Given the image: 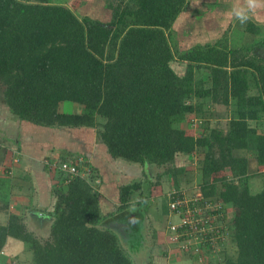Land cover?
I'll return each mask as SVG.
<instances>
[{"label": "trees", "instance_id": "1", "mask_svg": "<svg viewBox=\"0 0 264 264\" xmlns=\"http://www.w3.org/2000/svg\"><path fill=\"white\" fill-rule=\"evenodd\" d=\"M79 1L0 0V104L12 117L40 127L94 128L111 158L165 167L178 189L169 200L189 198V207L190 195L179 189L186 170L176 156H197L199 190L222 201L214 212L221 225L213 234L234 246L222 264H264V58L255 52L264 39L247 46L221 40L185 46L178 23L198 18L192 9L187 14L188 0H104L101 13ZM247 28L256 33L251 23ZM173 61L184 64L183 74ZM63 101L81 110L62 112ZM215 104L225 107V127L211 126L208 109ZM188 115L200 120V132L184 129ZM81 156L89 179L100 183L85 153L60 158ZM10 173L5 168L0 175V212L7 214L0 251L9 236L22 241L31 254L17 264H134L111 226H103L113 213L102 214L92 182L57 175L43 238L23 216L10 213ZM257 175L263 183L254 192L250 180ZM140 189L138 181L120 185L116 211L152 204L141 192L137 196L144 198L131 202ZM162 198L168 214L170 201L164 193Z\"/></svg>", "mask_w": 264, "mask_h": 264}, {"label": "crops", "instance_id": "2", "mask_svg": "<svg viewBox=\"0 0 264 264\" xmlns=\"http://www.w3.org/2000/svg\"><path fill=\"white\" fill-rule=\"evenodd\" d=\"M102 2L104 4V0ZM189 9H192L191 12L196 17L198 15V18H193L194 16L190 14L192 21L189 16H185L187 19L178 23L179 28L184 25L183 33L186 39L180 43L185 44V46L208 41L209 43L213 41L218 43L220 40L226 44L247 46L254 45L257 40L264 39V7H257L252 11L248 8L247 0H188L187 14L190 13ZM238 11H243L248 19L242 22L235 15ZM102 12L106 11L103 10ZM250 23L256 30L254 34L247 28ZM179 33L182 35V31ZM257 48L256 53L258 50L260 53L264 52V45L257 46ZM64 102L59 104V109L62 112L66 111L65 109H69L66 112H79L81 110L79 104L72 102L75 106L68 108ZM0 105H3L6 112L5 116L0 114V134L2 135L0 137L2 138L0 141V175L7 168L12 176L9 211L23 216L27 228L35 235L43 238L48 236L50 218L47 213L52 210L55 203L52 187L56 174L48 168L46 160L85 153L93 166L99 170L101 180L98 184L100 210L102 214L113 213L104 224L102 223L103 226H111L113 223L121 226L120 216L126 214H128L130 221L136 223L139 219L138 213L141 214L142 244L139 245L140 250L135 253L133 259L131 258L134 264H139L138 262L143 259L142 254H146L148 250H145L146 246L151 252L148 264H199L196 259L198 258L197 254L194 255L192 254L194 252H191V255L187 257L186 255L189 253L175 252L176 248L167 241L166 233L163 231L166 230L168 214L162 213L165 216L161 225V229H163L154 232L151 241L146 242L144 229L148 222V210L144 209L145 206L132 204L122 211H116L120 204L118 187L134 181L126 180L128 174H132L131 179L138 178L141 175V170L144 171V167L122 159L111 158L105 144L97 139L94 128L40 127L31 122L12 117L7 106ZM10 145H14L15 149L12 150L13 146ZM185 156L178 154L176 164L178 162L180 165L185 164V160L183 163L180 160ZM164 176L161 177L162 186L164 188L174 187L173 177L170 174H164ZM161 180L160 182H162ZM141 191L142 189L138 193ZM132 201L136 200L132 199ZM130 215L134 217V220ZM6 220L7 214L0 212V223H4ZM40 232H46L47 235L43 236ZM22 244V241L9 236L0 251V264H17L19 258H25V256L28 259L31 253L26 251ZM139 253L142 254L138 255Z\"/></svg>", "mask_w": 264, "mask_h": 264}, {"label": "rangeland", "instance_id": "3", "mask_svg": "<svg viewBox=\"0 0 264 264\" xmlns=\"http://www.w3.org/2000/svg\"><path fill=\"white\" fill-rule=\"evenodd\" d=\"M56 1H58V0H56ZM61 1L67 3V1L69 2L70 0H61ZM75 1H77V0H75ZM80 1H79V5L83 1V2H85V4L83 5L84 7L87 8V6H90V4H91L94 8L93 10L96 9V10H98L99 13L102 12L101 11V6L103 7L102 0H82L81 2ZM68 5L72 8H76V6H77V4L75 7L72 4L71 5L68 4ZM251 40H256V39H251ZM247 43H250V42H247ZM258 55H261L262 58H264V52L260 53V51L258 50ZM171 65L178 74L184 73V70H185L184 64H182L180 62L173 61L171 63ZM207 77H208L207 72L204 71V78L207 79ZM0 91H1V89H0ZM0 98H1V95H0ZM64 105L67 106L68 108H73V106H75L74 103L68 102V101H65ZM64 109H65V107H64ZM224 109H225V107L222 104L212 105V107L210 109H208V112L210 113V115H212L211 116V126H219V127H225L226 126V118H224L225 117ZM65 110L67 111L69 109H65ZM5 113H6L5 108L3 107V105H0V114H2V116H5ZM191 117H192L191 115H188V117L183 121L182 125H183L184 129L190 134H195L196 129L200 132L201 131V128L199 127L200 120L197 118L198 120L196 121L195 120L196 117L195 118H191ZM201 120H203V118H201ZM0 137H2L1 134H0ZM1 139L2 138H0V141H1ZM10 146L11 147L13 146L12 150L15 149L14 145H10ZM11 147L10 148L8 147V149H11ZM237 154L248 155V153L244 152V151H238ZM197 159H198L197 156H196V158L193 157V161L190 158L183 157L180 160L182 163H183V160H185L184 162H186V163L182 164L183 166L180 165L179 162L177 163L178 166L184 167V169L186 170L185 175H181V177H183V178L180 181L179 187L182 189H186V193L189 195H191L195 191H198L197 185L201 181L200 169L197 166L198 165ZM187 165H189V166L187 167ZM255 166H256L255 162L252 159V161H250L251 169H255ZM148 169H149L148 170L149 172L148 171L144 172L141 170V175H139L138 178H135L137 180L131 179L132 174H130V175L128 174V176L126 178V180H134V181L141 182L142 183V191H143V192L141 191V194L143 193L142 195L144 197H146L145 201L152 203V204H147V203L143 204L144 206H146V207H144V209L148 210V212H147L148 222L145 224V229H144L145 230L144 234L146 235V240H145L146 242L151 241V238H152V235L154 232H159L163 229V228L161 229V225L164 222L165 216L162 213H165V207H164V204H162V202H163L162 196H163V193L166 194L169 191L171 192L173 190L172 188H175V187H171V186L164 188L162 186L163 181L161 180V177L164 176L163 171H164L165 167L156 168V167L150 165V167ZM54 174H56V173L54 172ZM54 180H55L54 181V184H55L56 180H57V174L54 176ZM160 180L162 182H160ZM157 181H159V182H157ZM261 183H263V176L257 175L255 177H253L250 180L251 190L254 192L259 190L261 188ZM98 184H99V181L96 179V182L94 183V188H96L98 191V194H100V189H99ZM137 194H138V191L135 192V198H134L135 200L139 201V200H142V198H144V197L141 198V197L137 196ZM225 207L230 208V205L226 204ZM138 214H139L138 215L139 219L137 220L136 223L133 221H130L128 214H126V215L120 216V221L122 222L124 227L120 226L117 223H113L111 225L112 230L118 236V241H119L120 247L132 259L135 256V253L140 250L139 245L142 244L140 237L143 233V229L141 228V221H140L141 214L140 213H138ZM231 217H232L231 214H228V218L225 219L223 223H227L231 219ZM169 219H170V217L168 216L167 223H168ZM171 219L173 221L172 216H171ZM128 225H130L129 228H128ZM163 232L166 233V239H167V234L169 232H167V230H164ZM40 233L43 234V236L47 235L46 232L45 233L40 232ZM189 241L190 242L194 241L196 243V246H198L197 245L198 240H196L195 237H193L192 239H189ZM227 241H228V239L226 238V239H224L223 242H220V243L217 242V244H215L213 246V251H208L207 249H199L198 248L197 252L195 251L192 254L195 255L198 252H204L205 253V257L200 255V256H198V258H196L199 261L198 262L199 264H222V262H223L222 260H223L224 256L226 254H231L234 251V246H232ZM22 245H24V244H22ZM145 245H146V243H145ZM150 245L152 246V244H150ZM145 250H147L146 254H142V253L138 254V255L142 254L144 256V257L142 256L143 259L138 262L139 264H148L149 263V259L151 257L150 256L151 252H149L150 249L147 248V246H146ZM175 252L180 253V249L176 248ZM190 255H191V253L187 254L186 256L189 257ZM25 259H26V256H25ZM19 261H23V260L22 259L20 260V258H19Z\"/></svg>", "mask_w": 264, "mask_h": 264}, {"label": "built area", "instance_id": "4", "mask_svg": "<svg viewBox=\"0 0 264 264\" xmlns=\"http://www.w3.org/2000/svg\"><path fill=\"white\" fill-rule=\"evenodd\" d=\"M84 162L85 159L82 156L70 157L65 160L54 158L46 160V165L53 173L55 172L60 177L79 175L84 177L87 181L92 182V186L94 187L96 179L98 181L99 179H94V182L89 179V169L83 164ZM172 189L171 192L169 191L166 193L167 201H170L169 198H171L173 194H178V189ZM179 189L186 193V189ZM197 189L198 191H195L190 195L192 207H189L188 205L189 198L184 197L173 199L169 203L168 216L170 219L166 224V230L169 232L167 234V241L171 243L173 247L179 248L180 252H197L198 248L213 251V246L217 244V242L224 241V236L222 234L218 237L213 234L215 229L221 225L219 220L221 214L218 215L214 212L220 209L222 201H212V199H208L202 194L199 187H197ZM171 216L173 217V221ZM206 233H211L212 235H210L209 238H206ZM183 236H185V238L181 239ZM193 237L198 240V246H196L194 241H189V239H192ZM198 253L200 254L201 252Z\"/></svg>", "mask_w": 264, "mask_h": 264}, {"label": "clouds", "instance_id": "5", "mask_svg": "<svg viewBox=\"0 0 264 264\" xmlns=\"http://www.w3.org/2000/svg\"><path fill=\"white\" fill-rule=\"evenodd\" d=\"M247 5L250 10L254 11L257 7H264V0H247ZM235 15L242 22L248 19V16L243 11H238Z\"/></svg>", "mask_w": 264, "mask_h": 264}, {"label": "water", "instance_id": "6", "mask_svg": "<svg viewBox=\"0 0 264 264\" xmlns=\"http://www.w3.org/2000/svg\"><path fill=\"white\" fill-rule=\"evenodd\" d=\"M150 167V164L149 163H146L145 165H144V169H145V171H148L149 168ZM149 172V171H148ZM131 216V218H132V220H134V217H132V215H130Z\"/></svg>", "mask_w": 264, "mask_h": 264}]
</instances>
